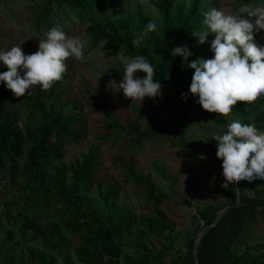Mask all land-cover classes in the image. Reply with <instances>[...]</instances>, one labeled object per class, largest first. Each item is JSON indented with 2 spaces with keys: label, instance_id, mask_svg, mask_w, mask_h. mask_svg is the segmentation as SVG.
Here are the masks:
<instances>
[{
  "label": "trees",
  "instance_id": "obj_1",
  "mask_svg": "<svg viewBox=\"0 0 264 264\" xmlns=\"http://www.w3.org/2000/svg\"><path fill=\"white\" fill-rule=\"evenodd\" d=\"M106 0H45L29 6L33 27L47 31L57 26L59 16L87 19ZM242 5H257L264 0H239ZM2 3V0H0ZM160 19L144 14L139 8L138 26L123 18H89L86 34L91 48L106 44L113 57L144 56L155 69L154 79L161 86L171 84L175 95L168 104L175 109L189 110L200 106L192 96L181 99L187 93L193 69L182 66V58L173 56L171 50L187 45L193 55L211 58L210 43L198 44L192 32L202 27L203 14L209 8L203 0H154ZM149 21L157 24V30L149 32L143 42L133 45L136 34L143 31ZM28 54L34 53L31 44L25 45ZM186 63V62H185ZM109 80L121 81L124 70L113 66ZM7 66L0 64V72ZM140 75H143L142 73ZM69 71L48 90L34 86L31 95L16 97L0 82V172L10 184L19 190L17 198L7 202L0 212V264H195L194 239L186 244V252L170 262L164 253L173 249V243L160 249L153 239L162 241L173 231L168 216L160 207L174 201L179 177L164 165L153 164L154 172L168 184V190L158 187L150 174H144L134 157L144 150L145 141H167L187 160L198 157L202 150L189 140L185 132V119H162L160 111L147 114L132 103L133 119L120 123L103 105L96 103L98 112L108 121L107 133L100 136L103 142L119 143L125 138L128 158L118 161L124 171L122 181L126 185L141 188V195L153 207L152 212L140 218L132 216L119 204V186L109 183L103 188L97 184L99 170L98 151L91 147L81 159L65 163L69 146L80 145L85 137L83 118L79 107L71 99H65L64 85ZM227 116L242 121L253 120L259 131H264V95L253 101H238L226 115L216 113L210 119L227 131ZM209 157H216L214 136L205 138ZM221 161V160H220ZM222 163V161H221ZM236 198L216 226V208L207 206L198 210L209 226L202 237L197 255L198 264H264L262 245H253L241 232L260 220L264 225V200H251L242 192ZM234 181L225 189H231ZM230 227V229H227ZM224 234V235H223ZM75 238L78 245L73 247ZM240 242L245 251L230 246ZM134 244L136 257L126 254V246ZM75 257V262L72 261Z\"/></svg>",
  "mask_w": 264,
  "mask_h": 264
},
{
  "label": "rangeland",
  "instance_id": "obj_2",
  "mask_svg": "<svg viewBox=\"0 0 264 264\" xmlns=\"http://www.w3.org/2000/svg\"><path fill=\"white\" fill-rule=\"evenodd\" d=\"M45 0H2L0 3V50H8L12 46H22L25 54L26 44H31L38 49L40 39L46 37L45 31H37L33 27V20L29 12V6L34 3H41ZM154 0H106L103 5L91 12L87 19L78 17H63L56 19L57 26H60L68 36L79 37L84 45L83 58H66V71H69L70 78L64 85L65 99H71L79 107L82 114L85 137L80 145L69 146L65 163L81 159L89 148L94 147L98 151L99 170L97 173V184L102 188L109 184L119 186V204L126 208L132 216L140 218L142 215H149L153 207L141 195V188L126 185L122 178L124 171L118 161L119 158H128L125 146V138H121L119 143L113 140L103 142L100 136L107 133V120L98 112L96 103L107 108L120 123H125L133 119L130 104L134 103L147 114L154 115L158 111L162 114L165 122H171L174 118L185 119V132L189 140L196 143L202 150L201 154L187 160L177 149L171 148L167 141L148 139L145 141L143 152L134 157L139 169L144 174H150L156 185L163 190H168V184L163 182L154 172L153 164L164 165L173 174L179 177V181L174 192V201L164 203L160 208L165 211L173 231L170 238L159 241L153 239V244L160 249L164 244L170 245L173 242V249L164 253L165 261L170 262L179 253L186 252V244L194 239L202 225H206L198 213L207 206L216 208L214 215L216 221L210 226L214 227L231 208L236 198L240 201V182L234 181L231 189H225L222 184V163L209 157L206 148L205 138L215 136L223 130L211 119L216 113L203 110L201 106L192 107L189 110L175 109L168 104V99L175 95L171 84L162 87V96L156 98L145 97L141 103L139 100L132 101L126 98L122 90H117V86L106 78L113 74V66L119 65L124 70V64L130 59L121 55L113 57L106 44L97 48H91L89 38L86 34L89 18H123L128 19L134 26H138V11L141 8L144 14L159 20L160 15L152 5ZM190 3L192 0H185ZM204 5L215 7L225 11L227 14H239L242 3L239 0H203ZM250 5L255 7L262 5ZM214 38V34L208 36V41ZM257 43H264V29L254 37ZM119 83L120 81H115ZM236 119L227 116L230 123ZM242 121V120H240ZM243 122V121H242ZM253 123V120H250ZM245 187L242 192L251 200H264V179H255L251 182L244 180ZM19 190L0 172V212L4 205L17 198ZM216 223L215 225H213ZM209 228V226H208ZM207 228V229H208ZM227 229H230L228 227ZM241 238L247 237L250 244L262 245L264 249V225L260 220L255 221L251 227H247L241 232ZM204 235V234H203ZM224 235V234H223ZM203 237V236H202ZM73 247L78 243L75 238ZM240 246L236 242L230 246L233 250ZM245 251L244 247H238V252ZM126 254L136 257L134 244L126 246ZM72 256V261L75 262ZM58 264H63L58 260ZM78 264V263H76Z\"/></svg>",
  "mask_w": 264,
  "mask_h": 264
},
{
  "label": "clouds",
  "instance_id": "obj_3",
  "mask_svg": "<svg viewBox=\"0 0 264 264\" xmlns=\"http://www.w3.org/2000/svg\"><path fill=\"white\" fill-rule=\"evenodd\" d=\"M262 29L264 4H243L239 14H227L215 7L205 11L201 29L192 35L198 44L210 43L212 57L189 60L193 53L187 45L171 50L174 57L182 58V66L194 70L181 99L190 95L203 110L226 115L238 101L250 102L264 95V43L254 39ZM156 30L157 24L149 21L136 34L133 45L141 44L149 32ZM210 34L214 38L209 42ZM83 48L79 37L68 36L60 26H53L40 39L34 53L25 54L21 45L0 50V64L7 66V71L0 72V82L16 97L31 95L36 85L48 90L62 80L66 58L82 59ZM154 75V66L137 55L124 64L122 80L111 83L126 98L142 103L145 97L162 96L161 83ZM214 139L216 157L222 161V187L227 188L232 181L264 179V131L248 121L235 120L227 125L226 132L215 134Z\"/></svg>",
  "mask_w": 264,
  "mask_h": 264
},
{
  "label": "water",
  "instance_id": "obj_4",
  "mask_svg": "<svg viewBox=\"0 0 264 264\" xmlns=\"http://www.w3.org/2000/svg\"><path fill=\"white\" fill-rule=\"evenodd\" d=\"M216 223H214L213 225H215ZM208 228L207 225H202L197 233V236L195 238V250H194V261H195V264H198V261H197V255H198V252H199V247H200V243H201V240H202V236L204 234V232L206 231V229Z\"/></svg>",
  "mask_w": 264,
  "mask_h": 264
}]
</instances>
